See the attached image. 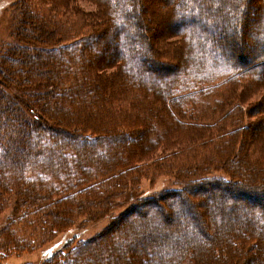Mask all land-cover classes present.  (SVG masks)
Instances as JSON below:
<instances>
[{
	"label": "trees",
	"instance_id": "1",
	"mask_svg": "<svg viewBox=\"0 0 264 264\" xmlns=\"http://www.w3.org/2000/svg\"><path fill=\"white\" fill-rule=\"evenodd\" d=\"M48 1L49 7L52 6L47 11L49 14L57 7L66 13L69 7L66 2L59 4L55 0ZM97 1L103 4L102 7L98 6L99 11L101 10L96 17L99 24L93 22L96 20L88 12L81 10L83 15L79 16L81 19L77 27H74L76 22L73 23V17L80 12L76 7L72 8L73 16L70 11L63 24L57 23L65 30L64 26L69 21L66 34L71 40L65 41L52 38L54 30L47 31V26L36 24L28 14L25 15L26 12H21L25 15L21 21L22 29L26 27V31L30 30L41 38L52 39L48 46H35L36 52L33 45L23 43L16 56L11 54L13 64L25 63L15 69L16 76L23 73L27 75L24 80L28 76L34 79L39 71L33 65L37 56L43 58L46 54L56 52L62 62H58L56 70L50 72L52 81L39 79L43 81L35 83L34 87L32 82L17 88L12 101L6 102L12 106L10 111H14V115H11L14 121L8 125L0 120V185L15 187L11 191L15 194L13 198L0 197V213L10 201L14 204L12 216L7 219L8 227L13 228V231H0V258L4 260L13 254L44 247L50 238L60 232L59 226L67 225L70 210L78 212L86 207L85 213L97 218L109 212L112 214L119 206L122 208L121 213L118 216L112 214L114 217L106 229L112 231L120 228V244L117 247L104 250L103 255L98 256L91 250L92 241H70L44 258L40 264H241V261L246 263L258 257V253H252V248L259 249L262 245L258 240L264 236V205L263 209L255 210L253 205L239 207L241 203H235L237 199H231L230 194L217 200L210 193L203 196V190L196 182H201L200 186L213 182L225 188L244 184L242 191L246 192L241 194L250 199L264 193V128L261 124H256L258 126L253 128V123L246 120L247 111L235 102L236 99L244 100L246 96L263 90L264 60L254 62L252 67L243 66L237 57H230V51L237 49L235 37L222 44L212 38V31L207 27L209 25L194 27L192 24L181 23L171 30L184 37L183 46L159 49L157 45L149 41L147 43L152 56L158 58L160 53L165 52L174 60L171 63L158 62V69L166 67L170 73L177 70L171 75L164 72L166 74L161 78L158 73L148 70V61L131 47L132 41L140 39L146 29L141 19L133 20V6L136 3L133 0ZM136 1L140 4L139 0ZM173 1L176 10L168 6L167 9L160 10V1L150 2L154 9V19L156 15H165L168 19L166 25L172 27V21L182 19L187 14L191 21L195 17L204 18L211 22L214 20L219 27H227L236 21L235 12L240 13L243 21L246 16L244 13L253 6L251 0ZM260 3L257 7L260 14L264 15V1ZM215 4L221 9L213 8ZM60 5L63 6L62 9L59 8ZM136 9L140 13L142 8L138 5ZM29 24L30 29L27 28ZM88 27L94 29L93 38L91 33L77 35ZM111 29H118L120 32L121 40L116 54L105 59L100 55L90 57L94 45L92 42L96 41L98 45L104 41L106 33ZM256 34H262L264 42V22L259 23ZM163 37V34L159 35L161 40ZM119 61L123 62V78L130 87L127 100L120 97L118 92L124 87L120 77L122 72L119 69L109 71L112 67L118 68ZM7 71L12 73V67ZM239 87L244 89L241 95L235 94ZM263 102L264 95L261 104L258 102L257 105L261 106ZM73 104L78 105L76 111L71 109ZM65 106L76 117L79 113L86 118L99 115V122L104 119L106 112H112L113 122L94 126V119L85 120L80 117L74 120L72 132L61 127L64 123L54 121L51 117L52 112L60 113ZM257 113H261V119L264 120V106ZM43 127L50 128L55 135H59L60 141L54 142L50 139L51 135L36 133V130H44ZM249 127L255 131L248 130ZM6 128L9 134L5 136ZM183 132L192 133L191 142L194 141L191 144L193 147L189 162L194 158L198 161H194L192 166L184 165L174 170L180 164L174 160L173 150L181 146L180 142L189 140H180ZM118 133L132 138L135 135L137 139L129 141L125 148L123 144L120 145L125 149L124 153L108 151L105 147L103 150L107 151L99 155L100 161L96 168L88 165L86 159H79L76 153L64 157L58 148L67 143L66 136L69 134L88 141L93 137L109 138ZM175 133L176 136L173 137ZM54 134L52 133L53 136ZM237 135L247 145L228 153L227 150L234 148L230 146L238 138ZM74 144L78 151L80 148L77 139L73 141L72 145ZM30 147L35 150L32 154ZM184 147L177 151L181 153ZM128 148L129 151L126 150ZM39 150L44 153L35 156ZM220 150L224 152L220 154ZM121 155L124 156L120 157ZM167 158L170 160L164 162ZM235 158L237 161H231ZM149 162L162 164L161 171L147 167ZM187 162L185 160V164ZM261 162L263 163L260 164ZM123 165H129L130 169L122 167ZM213 165L224 166L230 174L237 168L245 181L239 183L215 176L197 181V176L189 177L208 174V169L216 167ZM28 172L31 177L26 176ZM57 172L60 181L54 180ZM164 172H171L176 178L184 179V187H169L147 195L140 193L142 177L148 176L152 181ZM256 180L263 183H256ZM256 187L259 189H254ZM129 192H136V195L126 196ZM188 192L190 193L187 194ZM122 196L126 197L121 199ZM74 200V204L69 202ZM142 206L149 208L142 210ZM201 208L203 212L206 210L211 213L208 224L204 221L206 215H203ZM173 210L177 213L176 222L171 216ZM184 210L190 215L184 213ZM207 225H210L209 231L206 230ZM147 229L154 233L163 232V236L150 240L156 248L155 253H150L149 258L142 256L144 262L142 258L130 260L131 255L136 254L135 247H130L125 242H139ZM118 247L124 250L120 251ZM220 247L224 248V254ZM260 257L264 260V255Z\"/></svg>",
	"mask_w": 264,
	"mask_h": 264
},
{
	"label": "rangeland",
	"instance_id": "2",
	"mask_svg": "<svg viewBox=\"0 0 264 264\" xmlns=\"http://www.w3.org/2000/svg\"><path fill=\"white\" fill-rule=\"evenodd\" d=\"M20 0H0V120L1 122H5L6 124L10 125L14 120H13V116L14 115V111H10L11 109V105L6 104V102H8L9 100L12 101V97L14 96L17 88L20 87H25L26 83H32V86L34 87V84L43 80H47V81H52V77H50V72L52 73V71L56 70L57 64L58 62H62L60 60V56H58L56 54V52H54L53 54L50 55H44L43 58L41 57H36L35 60L33 62H35L33 65H35V67H37V69L39 70L35 75L36 77H34L35 75H33L34 79H31L30 76H28V79L24 80L23 78H25V74H21V76H16L17 74V67H22V62H19L18 64H13L14 60H12L11 54H13L14 56H16L19 52V50L21 49L20 46L24 43V44H30L34 46V51L36 52L35 46H48V44L51 42L52 38H55L56 40H71V38L66 34L68 32V24L69 21H67L66 25L64 26L65 30H62L61 26H58L57 23L62 22V24L65 21V17L66 15L69 16L68 12L71 11V16H73V11L72 8L74 9V7L77 8V10H79V14H75V16L73 17L74 22H76V26L77 27V23L78 21L81 19L79 16H82V12H88L89 16L93 18V20L95 19L96 21H93L95 24H99V20L96 18L98 17L100 14L99 11V7H102V3L100 1L97 0H55L57 1V3H61L64 4L63 2H66V4H68L69 7H67L68 9L66 10V13H63L60 11V9L58 10V7L55 8V11H53V13H48L47 11L50 10V8L52 6L49 7V1L48 0H23L21 3L17 2ZM140 4L136 1L133 0L134 3H136L133 8H134V14L133 16H135V18L133 19L135 21V19H141L142 22L144 23L145 26V30H144V35H142L140 37V39H135L132 41L131 43V47L134 48V50L136 52H139L142 55L143 59H146L147 65H148V70L152 73H158L159 76L161 78L164 77V75L167 72V75H171L174 74L175 71L177 70H173V72H169L168 68H161L158 69L156 68L158 65H160L158 62H174V60H172L170 54L168 53H160L159 57L156 58L154 56H152L151 51L148 50L147 48V43L148 41L153 44V45H157L158 47H160L159 49H164V48H173L179 45L183 46V42H184V37L182 38L180 36V34H176V32L173 30H171L172 28H175L179 25H181V23H185V24H192L194 25V27H198L199 25H203V24H207L209 26H207L208 28H210V30L212 31V38L214 40H219L220 43L222 42V44H225L227 42H229V40H232V38H236L237 39V49H235L234 51H230V57L235 59L234 57H237L239 60V63L243 66H251L252 64H254V62H263L262 60H264V42H262V34L257 35V27L259 25L260 22H264V15L260 14V9L257 7V5H261L260 2H263L264 0H251L253 3V6L247 10L246 13H244L246 16L244 17L245 19L243 21H241V15L240 13H236V21L231 22L230 25L223 26V27H219L216 25V22L213 20L211 22V20H207V19H197V17H195L194 21H191V19L186 15H184L182 17V19H178L176 21H172V27L166 25V23H168V19L165 18V15H156L155 19L153 16V7L151 6V3H155L157 0H139ZM160 1V6L159 9L160 10H165L167 9L166 6L172 8L173 10H176V7L174 6V1L173 0H158ZM151 2V3H150ZM228 2V1H226ZM138 3V4H137ZM140 5L141 6V12L138 13L137 11V6ZM151 6V7H150ZM213 8H218L221 9L220 6H218V4L213 5ZM145 7L147 9H145ZM19 8H21V11L19 10ZM59 8H63L62 5L59 6ZM24 11L26 12L25 15H29L30 18L36 23V24H41V25H45L47 26V31H52L54 30L51 34L52 38H41L40 36L35 35L34 32H31L30 30H25L22 29L21 27V21L24 19L25 15L22 14L21 12ZM45 11V12H44ZM229 14L231 15V12H229ZM251 17H254V19H251ZM258 17V18H257ZM235 18V17H234ZM152 19V21L150 20ZM52 20H55L54 22ZM98 20V21H97ZM28 23V22H27ZM71 23V22H70ZM180 23V24H179ZM53 24L54 26L50 27ZM95 26V25H94ZM27 28H31V24H29L27 26ZM222 28V29H221ZM170 29V30H169ZM94 29H92L91 27H88L80 32L77 33V35L81 34H92V38L95 36V33H93ZM171 31V32H170ZM107 37L104 41L100 42L98 45L95 43L96 41L92 42L94 45L92 46V51L90 54V57L92 56H96V55H100L102 56L104 59L105 57H112L114 54H116V51H118L119 48V43H120V32L118 29H111L108 31ZM165 36L163 37V39L161 40L159 38V35ZM225 36V39H224ZM95 40V39H94ZM146 43V45H145ZM104 44V45H103ZM101 45H103L101 47ZM156 46V47H157ZM22 53V52H21ZM44 53V52H42ZM61 53H64L61 50ZM38 55H40V53H38ZM73 58H77L76 56H73ZM101 58V57H100ZM107 61V60H105ZM25 64V63H24ZM64 64V63H63ZM25 68V65H23ZM118 68L116 67H112L110 70L113 69H119L120 73H121V78H122V82L124 87H122L118 92L120 93V97L126 98L124 100L128 99L129 93H130V87L126 84V79L123 78L124 77V70H123V62L119 61V63H117ZM12 67V73H8V71L6 72V69ZM40 67V68H38ZM252 67V66H251ZM16 69V70H15ZM25 70V69H24ZM263 70V69H262ZM13 77H16V79H13ZM67 77H70V75H67ZM153 77V76H151ZM36 78V79H35ZM39 79H43V80H39ZM31 85V84H30ZM261 89L263 90H259V92H255L250 96H246V99L241 100V99H236V105L239 104V106H241L244 111L246 112V120L250 123H253V128L257 127L258 125L263 126L262 128H264V120H262L261 118L263 117L260 114L257 113V110L261 107L264 106V104L257 105L258 102L262 101V97L264 95V87ZM244 92V89L242 87H239L236 89L235 94L237 95H241ZM123 100V99H122ZM63 101L66 102L67 100L64 99L63 97ZM63 102V103H64ZM9 103V102H8ZM264 103V102H263ZM51 107V106H49ZM78 105L77 104H73L72 106V110L76 111L77 110ZM68 108L65 109L63 107V110L60 113H53L52 112V118L53 120H58L60 121L61 124H65L64 126L62 125L61 127L67 129H70V131L74 132L73 128H72V124L74 122V120L80 119V117L84 118L85 120H91L94 119V126H99V123L101 125H106L109 124L110 122H113V113L110 112H106V115L104 117L103 120H101V122H99V115H92L91 118H86L84 117V115H82V113H79L78 117H76L74 115V112H72L70 114V111ZM168 110V109H167ZM66 111V112H64ZM94 111V109H93ZM69 112V113H68ZM113 117V118H112ZM87 123V122H86ZM249 123V124H250ZM69 124V125H68ZM258 124V125H256ZM71 125V127H70ZM9 128V127H8ZM8 128H6V132H5V136L6 134H9ZM30 128V127H29ZM39 128V127H38ZM41 129V128H39ZM44 130L40 131V130H36V133L38 134H44L46 136L51 135V140L54 142H58L60 141L59 139V135H55L54 132L50 129V128H42ZM252 128H248V130H251ZM38 131V132H37ZM251 131H255V129H252ZM1 132V130H0ZM52 133L55 135L53 136ZM115 134L112 137L109 138H92L90 140H86L83 141L82 138H80V136H76L75 134H69L66 137L68 139H66L67 143H63L60 147L58 146V148L61 151V154L65 157L68 156L70 154L76 153V155L78 156L79 159H86V163L88 165H92V168H96L98 166L97 163H99L100 161V154H104V152L108 151H113V150H117V152H121L124 153L125 149L123 150V147L120 146L123 144L124 148L125 146H128V142L129 141H136L137 136L133 135V138L130 137V135H125V134ZM124 135V136H123ZM182 137L180 138V140H186L189 139L188 141L185 142H180L181 146H179L177 148V150H180L182 147H184V150H182V152L180 153V151H177L176 149H174V154H173V158L176 162H178L180 164V167H175L174 170H177V168H181L185 166H192L194 165V161H198L196 158H194L192 160V162H189V158L192 154V152H190V150L192 149V141L191 142V134H186V133H182ZM123 136V137H120ZM141 136V135H140ZM176 136V133L173 134V137ZM238 136V135H237ZM151 137V136H150ZM149 137V138H150ZM130 138H132V140H130ZM77 139L78 144H79V148L77 151V145L75 146L72 145L73 141ZM141 139V138H140ZM36 140V139H34ZM53 142V143H54ZM214 143V142H213ZM257 143V142H256ZM44 144V143H43ZM46 144H44L45 146ZM247 143L244 144V142L241 139V136H238V138L234 139V142L232 143V146L230 147H234L232 150L229 149L227 150V152L229 153V151H236L237 149H242L243 146L246 147ZM249 145V144H248ZM210 146V145H209ZM105 147H107L106 151L103 150ZM119 147V148H117ZM31 148V154L33 152H35V150L33 151ZM117 148V149H116ZM264 148V147H263ZM34 149H36L34 147ZM127 151H129V148L126 149ZM186 150H188L189 152H185ZM87 153H84V152ZM131 151V148H130ZM220 154H222L224 151L220 150L218 151ZM37 155L35 156H40L41 154L44 153V151L39 150L36 151ZM227 153V155H228ZM226 154V153H224ZM226 155V156H227ZM124 156V155H123ZM122 155L120 157H123ZM82 157V158H81ZM168 159L170 160V158L165 159L164 162L168 161ZM185 160H188V162L185 164ZM231 161H237V159H231ZM230 161V162H231ZM263 162H261L260 164H262ZM146 165V164H145ZM161 166L162 164L160 163H156L155 164H151L150 162L148 163L147 167L149 168H155L159 171H161ZM216 166L214 168H210L208 169L209 173L208 174H204L203 176L199 177L198 175H202V174H198V175H189V177H196V180L199 181L203 178H208L211 176H215V177H221L223 179H229V180H233L235 182H239V183H243L245 181V178L243 176V174L240 172V170H238L237 168L235 169H231L230 165H227L226 167H228L229 169L232 170L233 174H230L226 171V169H224V166H217V165H213ZM122 167H125L126 169H130L129 165H123ZM241 167V165H240ZM217 168V169H216ZM144 174V173H143ZM148 174V173H147ZM164 174V175H163ZM163 174L159 175L158 177L154 178L152 181L150 179H148V176L146 177H142V181H141V186H140V190H141V194L142 195H147L156 191H160L162 189L165 188H169L171 187L172 189H178L181 187H184L183 184L185 183L184 179L181 178H176V175L173 173H167L164 172ZM239 174V175H238ZM54 180L55 181H60V177L58 172L54 174ZM27 177H31L30 172L26 173ZM256 183L261 182V180H256ZM263 183V182H261ZM201 182H196V185L200 188H202L203 192V196H205V194H212L213 199L217 200L219 197L223 198L225 196H227V194L231 195V199H233L235 201V198L237 199V201H235V203L239 202L241 203V205H239V207L246 205V206H254L255 210H260L263 209V205H264V193H259L260 195H257L254 199H250L249 197H246L244 194H241V192H246V190L242 191V188L245 186L244 184H242L243 186H236V187H229V188H225L223 185H215V183L213 182H209L206 185H202L200 186ZM21 185V184H20ZM19 185V189L20 186ZM124 187V185H123ZM246 188V187H245ZM15 189V187L11 186V185H0V197L4 198V197H8L10 196V198H13L15 196V194L11 191H13ZM254 189H259V187H256ZM261 190V189H260ZM264 191V190H263ZM190 192H188L187 194H189ZM193 193H195L193 191ZM183 194H186V192H184ZM135 196L136 192H129L128 195L126 196ZM126 196H122L120 197L121 199H123ZM67 197H70V195H68ZM176 198V197H174ZM178 198V197H177ZM5 199V198H4ZM11 200V199H10ZM65 201V200H64ZM116 201H119L116 200ZM72 204H74L76 202V200L74 201H69ZM13 202L10 201L9 204L7 206H5L4 211H2L0 213V231L4 232V231H13L11 227H8V221L7 219L9 217L12 216V212H13ZM58 207V206H57ZM252 207V206H251ZM149 208V207H148ZM148 208H146L145 206L140 207V209L142 210H147ZM3 209V207H2ZM60 209V208H59ZM243 209V208H242ZM122 208L116 207V209L113 210L112 214L113 215H119V213H121ZM174 211V210H173ZM206 211V210H205ZM203 212V208H201V212L203 213V215L205 216V220L206 223L208 224V220L210 218L211 213L210 212ZM86 212V207L83 210H80L78 212H75V210H70L69 213H71L70 219H68L67 222V227L66 226H59L58 230H60L59 233L55 234L52 238H50V241L42 248H35L33 250H30L28 252L24 251L21 252L20 254H13L10 257L5 258L4 260L0 258V264H40L44 261V258L48 257L49 255H51L52 253H55L57 250L61 249L66 243L72 241V242H77L78 240L80 241H85V240H90L91 242V250L97 254L98 256H102V252L105 251H109L110 248H115L120 244L118 243L120 241V236H119V230L120 228H118L117 230L115 229H109L108 231L106 230L107 227H109V223L110 221L113 219L111 212H109V214L107 215H103V217H97L94 218V216H88V214L85 213ZM176 211H174V213L171 214L173 221L176 222L177 219V213H175ZM184 213H187L188 215L189 212H187L186 210H184ZM176 214V215H175ZM130 216H134L133 214H128ZM126 215V217H130ZM112 218H111V217ZM125 217V218H126ZM122 223V222H121ZM119 225V223H118ZM117 225V226H118ZM112 228V227H111ZM210 225L206 226V230L209 231ZM149 229L146 230V232L144 233L145 236L142 239H139V242L136 243H132L131 241H127L125 242L127 245H129L130 247L133 246L135 247V255H131L130 260H133V258H139L141 259L142 256L143 257H151L152 252L155 253L156 248L154 247V245L152 244L153 242L150 241L152 239H157L160 236H163V232H153L152 230L148 231ZM239 239V238H238ZM261 244V249H256L255 247H253V244H250V246H252L253 248V254L258 253V257L253 258L252 260L247 261L246 263L241 261V264H264V260L260 257L262 255H264V247L262 248V246H264V236L263 239L258 240ZM257 241V242H258ZM246 243H244L245 245ZM247 244H249V240H247ZM220 251L222 252V254H224V248L220 247ZM118 249H120V251L124 250L120 247H118ZM229 249V248H228ZM142 262H144V258L141 259ZM128 261V260H127Z\"/></svg>",
	"mask_w": 264,
	"mask_h": 264
}]
</instances>
